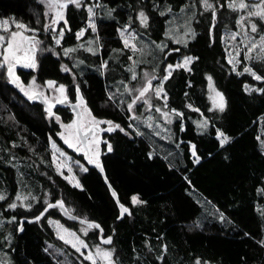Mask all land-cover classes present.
<instances>
[{"label": "trees", "instance_id": "1", "mask_svg": "<svg viewBox=\"0 0 264 264\" xmlns=\"http://www.w3.org/2000/svg\"><path fill=\"white\" fill-rule=\"evenodd\" d=\"M52 1L56 9L48 14L40 0H0V19L22 21L37 31L35 40L40 41L35 45L36 67L18 69L16 76L41 87L48 81L63 85L68 101L76 102L81 95L94 118L120 126L113 131L105 130L108 125L102 127L99 163L131 214L120 219L119 206L100 171L88 166L84 156L61 139L55 117L70 122L75 119L71 108L56 107L54 116L46 118L44 105L25 99L1 70L0 190L8 199L19 189L35 196L30 209L7 208L8 200L0 203V218L16 219L9 225L12 240L7 252L12 263L61 264V259L63 264H90L55 243L48 218L76 230L83 225L57 208L37 222H25V232L19 233L21 218L36 217L50 201H60L70 214L97 222L104 236H114L110 247L115 249L117 264H264V91H259L264 89V79L252 74L264 77V51L248 58L241 55L237 71L228 63L222 22L228 19V26L234 27V18L228 15L227 0H211L216 6L212 13L203 12L202 0H83L79 8L70 3L60 8L67 25L64 20L53 23L60 3ZM95 3L98 30L90 52L85 50L86 43L80 44L78 33L87 26L88 9ZM197 7L201 15L197 14L194 40L185 46L171 44L156 54L161 75L164 66L176 64L180 55L193 57L189 68L177 67L163 82L166 106L175 113L173 137L167 140L138 120L127 102L119 104L109 95L110 81L117 77L122 90L130 80V58H139L123 46L118 29L130 25L144 31L147 39L160 41L174 15L185 10L181 14L188 18ZM139 10L149 18L142 29ZM215 10L218 19L212 37ZM61 30L63 37L56 44ZM263 31L260 27L256 36ZM90 35L87 30L82 40ZM172 48L180 53L167 57ZM209 76L226 95L222 112L211 109ZM221 132L229 138L223 146ZM50 139L86 165L87 171L78 175L81 187L72 186L55 170ZM12 157L18 166L12 164ZM133 197L139 202L133 203ZM90 228L82 237L90 244L100 243V230ZM3 237L2 232V248Z\"/></svg>", "mask_w": 264, "mask_h": 264}, {"label": "rangeland", "instance_id": "2", "mask_svg": "<svg viewBox=\"0 0 264 264\" xmlns=\"http://www.w3.org/2000/svg\"><path fill=\"white\" fill-rule=\"evenodd\" d=\"M45 4L46 11L49 14L50 12H55L56 4L53 3L52 0H40ZM83 0H81L82 2ZM60 4L67 3V0H58ZM241 0H227L226 6L230 10L228 14L231 18V23L234 25V27H229V20H223V31H222V41L226 46L227 49V61L231 65V67L237 71L239 65L241 64V55L245 54V57L248 58L249 55L252 56L254 53H256V56L261 54V51H264V45L261 44V37H264V31L259 35L256 36L255 32L259 30L260 27L264 28V19H262L260 16H249V11H255L254 5H261L264 7V0L258 2V3H250L247 0H243L244 3L248 4L249 7L245 9H240L238 7ZM207 3L212 5L211 8H208L205 6L204 0L201 1V7L203 12L204 11H211L216 8L215 4L211 0H207ZM235 3L237 5L236 8L230 7L231 4ZM51 5V6H50ZM92 9V12H89V21L87 23V26L83 28L79 33H83V35H79L78 33V39L81 40L80 44L84 45L86 43L85 50L89 51V49L92 48V44L94 43V37L93 35L97 34V25H96V18L98 15V4H92L90 7ZM140 12H144L142 10H139ZM145 13V12H144ZM182 13V12H181ZM178 13V15H174L173 18L169 20L168 23V29L165 33V36L160 41H154L147 39V36H143L144 31L137 32L136 28L131 27L130 25L125 26L124 28L118 29V36L123 44V46L126 49L131 50L134 53H138L139 56L138 61L134 58H130V66L128 67L127 71L129 72L130 80L129 82H125V84L122 85V90L119 89V85L117 82V77H114L113 80L110 81L108 87H109V95L115 99L119 104H123L124 102L128 103L129 105H132L130 108L134 111L135 115L138 116V120H140L144 125L147 126L153 133L157 134L158 137L164 138V139H172L173 135V124H174V112L171 110H168L166 106V97L164 89L163 91L157 95L156 89L162 87L163 88V82L166 80L165 77H169L168 75L169 71L172 73L174 69H176V65L180 64L183 65L184 59L186 57H192L190 55L184 54L180 55L177 58L176 64H166L164 66V73L163 75L160 74V69L156 65V59H157V52L160 50H165L167 47H169L171 44L175 45H187L189 42L193 41L196 36V29H195V22L197 19V14L201 15V10L197 7V10L193 11V13L188 16V18H184V12L181 14ZM233 13H236L235 17H233ZM147 16V14L145 13ZM148 18V16H147ZM184 18V19H183ZM8 21V31H5V26L3 25V21ZM15 21L16 23H21L26 26V28H16L15 24L13 23ZM138 24L140 29L143 27H146L140 22V17L138 14ZM149 22V18L147 20V25ZM256 25L257 30L255 32L251 31L252 24ZM95 25V29L92 28L91 25ZM139 29V30H140ZM33 28H31L29 25L23 23L22 21L11 19V18H5L0 19V35H3L5 37L4 42H0V71L4 70L5 73H7L8 64L12 63L13 66H15L18 63H25L28 64L30 62L29 58L32 57L30 50L27 48L26 40L24 37H34L36 36L37 31H32ZM87 30L91 31L90 38L87 41H83L82 38L85 36ZM19 32L21 33L20 36L17 37V43L19 44V51L16 53V57L18 58L17 61L4 60V54H5V48L7 46V40L10 37L11 32ZM143 37H141V35ZM146 35V34H145ZM55 39H60L61 37L55 36ZM125 40L128 41L127 45L125 44ZM141 43V47L138 45ZM253 45H256V47H253ZM92 51V49H91ZM90 51V52H91ZM69 54V51L66 53ZM164 55V53H163ZM193 58V57H192ZM193 61V59H192ZM192 63V62H191ZM190 63V64H191ZM190 64L187 66L189 68ZM169 65H172V68L169 69ZM104 67H106V64H104ZM183 67V66H181ZM185 68V67H184ZM8 74V73H7ZM116 74V72L112 71V75ZM116 76V75H114ZM133 76H135V79H133ZM211 77V76H209ZM208 77V87H207V95L211 104V109L222 112L218 107L215 105L219 104L220 98L217 96V92L221 93L224 98V102L226 103L227 107V99L225 93L220 90L217 85L215 84L213 78L211 77V80H209ZM19 78V77H18ZM149 81L151 82V87H149ZM19 84L23 87L24 92H28L29 95H34L36 93H44L45 100L49 103H52L53 105L59 103L58 100L63 99V96L61 93L57 91L59 88V84L54 82V85L52 87H48L47 83L41 87L36 82L33 83V81L29 84L24 83L20 78L18 80ZM65 87V86H64ZM145 87H149V90L145 93L143 97H140L139 93L142 89ZM64 95L67 96V100H69V95L67 92V88L65 87V93ZM139 97V99H137ZM71 100V99H70ZM135 101V102H134ZM224 108V110L226 109ZM82 110V129L88 130L90 125H93V115L91 114L88 106L86 103L81 104L80 106ZM223 110V111H224ZM96 119V118H95ZM98 120V119H96ZM61 126L60 130V137L65 143V139L70 140L75 147H70L68 143H65L68 147H70L72 150L75 151L78 155H83L85 153V150L83 149L81 145V141L77 139L76 137V123L75 126L72 128H65L64 125H73L75 122V119H72L70 122H64L61 118L57 120ZM100 121V120H99ZM105 125H108L106 123H101L98 125L99 128L102 129ZM109 126V125H108ZM220 134V133H219ZM218 134L219 138L220 135ZM96 138L100 141L97 145L95 142H91L90 144V150H91V157L93 160L100 161L101 157V144H102V136L101 132L96 133ZM176 147V143H173ZM55 145V147H53ZM77 149H80L79 151ZM50 150H51V156H52V163L57 171L63 178H65L72 186L74 187H81L80 181L78 178V175L80 172H83L86 168V165L81 162V160L76 159L75 156L70 155L66 150H64L58 143H56L53 139H50ZM16 158L12 157V164L18 166L15 161ZM78 182V186H77ZM7 198V194L5 192H2V194ZM21 197V199L17 200L16 197ZM16 197L13 199V203H15L18 206H22L24 208H29L28 206L31 205V200L35 198L31 193L25 192L22 189H19L17 192ZM27 197V199H25ZM45 202H49L48 197L44 198ZM30 202V203H29ZM47 202V203H48ZM7 208H10L9 205ZM16 209V208H15ZM16 219L12 218L9 220H3L0 218V238L2 237V232L4 234V240L5 246L4 248L0 249V264H13L12 260L10 258L9 253L7 252L8 245L10 244L12 240V233L9 229V225L12 224ZM48 223L50 227L53 229L55 236H56V244L63 248H68L77 254H79L83 260L89 262L92 264L91 260L86 259L85 257L88 256L89 253H91L96 260V264H110L109 260L104 259L100 256L96 255V249L99 247L103 251H110L112 252V256L110 258L111 264H117L115 260V249L110 246H104L100 243H94L90 244L88 241H86L85 238L82 236L85 235V231L87 232L86 235H88L92 228L84 225H80L79 230L67 227L64 223L61 221H56L53 218H48ZM70 233H74L75 235H70ZM61 236L64 237V239H61ZM76 237L79 238V240L84 241L88 245L87 248H84L82 245H80ZM71 240L73 243L77 244V247L80 248V251H77L76 248L72 247V244L66 243L65 241ZM83 253V255L81 254Z\"/></svg>", "mask_w": 264, "mask_h": 264}, {"label": "snow or ice", "instance_id": "3", "mask_svg": "<svg viewBox=\"0 0 264 264\" xmlns=\"http://www.w3.org/2000/svg\"><path fill=\"white\" fill-rule=\"evenodd\" d=\"M205 2V6L208 7V8H211L212 5L208 4L207 3V0H204ZM74 4L76 7H81V0H67V3H64V4H60L59 7L61 9L63 8H66L68 6V4ZM51 6V5H50ZM230 7H233V8H236L237 5L235 3L231 4ZM238 7L240 9H245V8H248L249 5L244 3L243 0H241V2L239 3ZM254 8L256 9L255 11H249L248 15L249 16H253V15H256V16H260L262 19H264V7H262L261 5H254ZM88 11L91 13L92 12V9L89 8ZM56 16L58 17V20L57 21H54L53 23H58L59 20H64V24L67 25V20L64 19L63 17V14L62 12H57L56 13ZM139 17H140V22L147 26V16L145 15L144 12H140L139 13ZM3 25L5 26L4 30L5 31H8V28H7V25H8V21L5 20L2 22ZM13 23L15 24V27L16 28H26V26L24 24H21V23H16L15 21H13ZM93 29H95V25H91ZM47 27H50V26H47ZM257 30L256 28V25L253 23L252 26H251V31L252 32H255ZM32 31H35L34 29ZM21 33L19 32H11L10 34V37L8 38L7 40V46L5 48V54H4V60L5 61H9L10 59L13 60V61H17L18 62V58L16 57V53L17 51H19V44L17 43V37L20 36ZM79 35H83V33H79ZM59 36L62 38L63 37V30H61V32L59 33ZM25 40H27L29 42V45H30V48L29 50L31 52H33V56L29 58L30 62L26 65L27 67H31V68H35L36 67V63H35V56H34V52H35V45L40 43L39 40H35L34 38H28V37H24ZM5 41V37L3 35H0V42H4ZM56 44H60V39H56ZM128 41L125 40V44L127 45ZM261 44L264 45V37H261ZM253 47H256V45H253ZM68 51H71V49H68L66 50V53ZM89 51H91V49H89ZM192 57H186L184 59V62H183V65H180V64H177L176 67H185L187 68V66L192 62ZM169 69L172 68V65H169L168 66ZM69 69L67 68H64V71H68ZM190 70V69H189ZM244 71H248V72H251V69H248L246 68ZM7 73H8V76L11 78L10 79V82L14 85H17L18 87H21V90L23 91V87L21 85L18 84V80L19 78L15 75L14 71H13V64L12 63H9L8 64V68H7ZM253 76L255 77V79L257 80H261V79H264V77H261L259 75H256L255 73H252ZM168 75H171V72L169 71ZM133 79H135V76H133ZM165 79H167V77H165ZM209 80H211V77H209ZM33 83H35V81L33 80ZM54 85V82L53 81H48L47 82V86L48 87H52ZM149 87H151V82L149 81ZM149 87H145L144 89H142L139 93L140 97H143L145 95V93L149 90ZM78 90V89H77ZM57 91L59 93H61V95L63 96V99H60L58 100L59 103H63L65 100H67V96L64 95L65 93V87L63 85H60L59 88L57 89ZM163 91V88L160 87V88H157L156 89V94L159 95L161 92ZM259 91H264V89H259ZM26 96H28V98L30 100H35V99H39L41 96L44 95V93H37V94H34V95H29L28 92H25L24 93ZM217 96L220 98V103L215 105L216 107H218L221 111L224 110V108L226 107V103L224 102V98H223V95L219 92H217ZM137 99H139V97H137ZM135 102V101H134ZM80 103L83 104L84 101H83V97L81 96L80 97ZM54 107V105L52 103H48V107L47 109L45 110L46 113H47V117L46 118H51L52 116H54V113L52 112V108ZM132 105H129V108H131ZM56 120H59V117H55ZM93 127L89 128L86 132L83 133V141L86 145V147H90V144L91 142H95L97 145L99 144V140L96 138V133L98 131H100L101 129H99L98 125L101 124V123H106L109 125V128L105 129L106 131H113L115 130V128H120V126L117 124L115 125L114 127H112V122L111 121H99V120H96L95 118H93ZM75 126V122L73 125H64L65 128H72ZM82 127V125H81ZM121 131H123V129H121ZM91 133V136L88 135V133ZM220 137H222V139L220 140V143H221V146H223L224 144H226L228 142V137L225 136L224 133H220L219 134ZM76 137L78 139V141L80 140V137H81V132H80V129L78 128L77 129V132H76ZM65 143H68L70 147H75V145L68 139H65ZM53 147H55V145H53ZM78 151L80 149H77ZM107 150L108 151H111V145L108 144L107 145ZM85 155L88 156V162L91 164V163H94L96 165V167L100 168L101 171L103 170L102 169V165L99 163V160L98 158L96 160H93L92 157L90 155H88V152L86 151L85 152ZM193 155H195V146L193 145ZM197 162L198 159H197ZM84 171H87V169L85 168ZM77 186H78V182H77ZM113 196L116 195L115 192L112 193ZM5 199V197L3 195H0V200H3ZM17 200L21 199V197H16ZM25 199H27V197H25ZM133 203H138V199L136 197H133ZM61 203V206H62V202ZM10 208L12 209H15L17 207V205L15 203H12L9 205ZM29 209L31 208V205L28 206ZM48 207H54V205H51L49 204ZM120 208H121V217L123 216L124 213H128L129 215L131 214L129 212V210L127 208H125L123 205H120ZM46 210V209H45ZM43 215V213H41L40 215H37L35 217V219L38 221L41 216ZM91 227H95L97 229L100 228V225L98 224H94V225H90ZM102 231V229H101ZM87 234V232L85 231V235ZM70 235H75L74 233H70ZM61 239H64L63 236H61ZM76 240L77 242L82 245L84 248H87L88 245L86 243H84V241L82 240H79L78 237H76ZM66 243H70L72 244V247L76 248L77 251H80V248L77 247V244L76 243H73L71 240H67L65 241ZM104 243L106 244H110L112 241H111V237H108L107 239H105L103 241ZM83 255V253H81ZM96 255L97 256H100L104 259H107L109 260L110 264H111V256H112V252L110 251H103L101 250L99 247H97L96 249ZM86 259L88 260H91L92 261V264H96V260L94 259L93 255L91 253L88 254V256L85 257Z\"/></svg>", "mask_w": 264, "mask_h": 264}, {"label": "water", "instance_id": "4", "mask_svg": "<svg viewBox=\"0 0 264 264\" xmlns=\"http://www.w3.org/2000/svg\"><path fill=\"white\" fill-rule=\"evenodd\" d=\"M248 2H250V3H258V2H260V1H262V0H247ZM57 12H60V7H59V5L57 6ZM217 19H218V10H215L214 11V13H213V24H212V27H211V35H212V37H213V33H214V29H215V26L217 25ZM56 20H58V17H56ZM26 44L28 45V48H30V45H29V42L26 40ZM31 52V51H30ZM36 54H37V51H36V48H35V52H34V56H35V61H36ZM31 55L33 56V52H31ZM27 64H25V63H18V64H16L15 66H13V71H14V73L18 70V69H27V68H31V67H27L26 66ZM10 78V77H9ZM11 79V78H10ZM12 84V83H11ZM17 90H18V92L25 98V99H27V100H29V101H35V100H38L40 103H42L43 105H44V107L47 109V107H48V102L45 100V98H44V96H41L39 99H35V100H30L29 98H28V96H26L25 94H24V92L21 90V88L20 87H18L17 85H14V84H12ZM80 97H81V95H79L78 96V100L76 101V102H70V101H68V100H65L63 103H57V104H55L54 105V107L52 108V111L56 108V107H59V106H68V107H70L71 108V110L75 113V123H76V129H80V132H81V137H80V141H81V145H82V147H83V149L85 150V152L87 151L88 152V155H90L91 156V150H90V147H86V145H85V143L84 142H82L83 141V129H82V127H81V125H82V110H81V108H80V106H81V103H80ZM83 101H84V103H85V100H84V98H83ZM88 135L89 136H91V133H88ZM84 159H85V161H86V163H87V165L88 166H90V167H94V168H96V169H98L99 171H100V173L102 174V176H103V179H104V181H105V183H106V185H108V187H109V189H110V191H111V193H113V192H115L116 193V191L114 190V188L112 187V185L110 184V182H109V180H108V178H107V175H106V172H105V170H104V168H103V166H102V171H101V169L100 168H98V167H96V165L94 164V163H89L88 162V156H86L85 154H84ZM113 195V194H112ZM114 197V199H115V201L117 202V204H118V206H119V209H120V219H123L124 218V216L127 214V213H124L123 214V216L121 217V208H120V205H122L121 203H120V200H119V198H118V195H117V193H116V195L115 196H113ZM51 205H54V207H48V205L46 206V210L44 209L41 213H43V215L41 216V218L40 219H42L46 214H47V212L49 211V210H51V209H55V208H57V209H59L62 213H63V215L64 216H66L68 219H70V220H72V221H75V222H79V223H81V224H83V225H86V226H88V227H91L90 225H94V224H98L97 222H94V221H87V220H84V219H81V218H78V217H76V216H74V215H72V214H70L68 211H67V208L65 207V205L63 204V202H62V206H61V203H60V201H56V202H52V203H50ZM126 208V207H125ZM128 209V208H127ZM129 210V209H128ZM40 213V214H41ZM39 214V215H40ZM39 219V220H40ZM38 220V221H39ZM22 223H25V222H27V223H34V222H36L37 220L35 219V217H33V218H23L22 220ZM99 225V224H98ZM23 229H24V226H23V224H21V226L19 227V233H22V231H23ZM99 230H100V236H99V242L102 244V245H104V246H111L112 244H113V242H114V236L113 235H109V236H104V231H103V229H102V231H101V227L99 228ZM108 237H111V243L110 244H106V243H104L103 241L105 240V239H107Z\"/></svg>", "mask_w": 264, "mask_h": 264}, {"label": "flooded vegetation", "instance_id": "5", "mask_svg": "<svg viewBox=\"0 0 264 264\" xmlns=\"http://www.w3.org/2000/svg\"><path fill=\"white\" fill-rule=\"evenodd\" d=\"M58 6V5H57ZM30 38H33V37H30ZM34 39H36V36H34ZM27 48H28V45H27ZM29 49V48H28ZM174 53H180V49H178V48H172V49H169L168 50V52L166 53V55H167V57L168 56H171L172 54H174ZM17 73H18V70L15 72V75H17ZM91 127H93V125H90V127L89 128H91ZM99 129H101V128H99ZM87 130H83V132H86ZM98 132H102V129L100 130V131H98ZM90 133V132H89ZM85 154V153H84ZM84 154H83V156H84ZM2 190H0V194H2ZM18 192V191H17ZM17 192L13 195V197L11 198V199H8V196H7V198L6 199H3V200H0V203H3L4 201H6V200H8V203H7V206L8 205H10V204H12L13 203V199L16 197V195H17ZM50 203H52V202H50ZM50 203H48V204H50ZM47 204V205H48ZM19 205V204H18ZM17 205V207H16V209H18V207H20V206H18ZM23 218H25V217H23ZM23 218H21L19 221H21ZM54 219V218H53ZM54 220H56V219H54ZM56 221H58V220H56ZM20 224H24L23 226H24V229H23V231H22V233H24L25 232V224L26 223H22V221L21 222H19ZM18 225V226H21V225ZM2 247H0V249H1Z\"/></svg>", "mask_w": 264, "mask_h": 264}, {"label": "bare ground", "instance_id": "6", "mask_svg": "<svg viewBox=\"0 0 264 264\" xmlns=\"http://www.w3.org/2000/svg\"><path fill=\"white\" fill-rule=\"evenodd\" d=\"M99 3V2H98ZM100 9V8H99ZM107 9V8H106ZM106 13V12H105ZM107 14V13H106ZM34 38V37H33ZM41 200V199H40ZM51 202V201H50ZM45 205V204H44ZM19 208V207H18ZM65 217V216H64ZM37 222V221H36ZM20 224V223H19ZM21 225V224H20ZM114 243V242H113ZM113 245V244H112ZM111 245V246H112ZM56 259H57V256L55 257ZM58 260V259H57ZM60 262H62L61 264H63V261H61V259H60Z\"/></svg>", "mask_w": 264, "mask_h": 264}]
</instances>
